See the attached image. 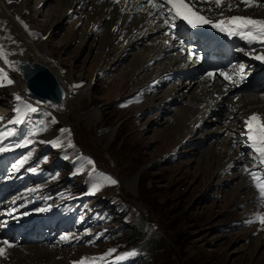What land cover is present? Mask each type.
I'll return each instance as SVG.
<instances>
[{
  "label": "rangeland",
  "instance_id": "374dc122",
  "mask_svg": "<svg viewBox=\"0 0 264 264\" xmlns=\"http://www.w3.org/2000/svg\"><path fill=\"white\" fill-rule=\"evenodd\" d=\"M25 1L26 18L21 25L31 36L35 31L41 33L49 60L59 72L72 76L71 80L64 77V87L61 85L69 92L70 103L66 101L62 107L54 108L28 98L22 90L15 93L13 87L3 83L0 125L16 117L21 102L29 100L37 109L36 112L27 109L21 127L9 129L17 133L20 130L24 142L27 131L37 136L36 142L27 139L21 155L11 157V164L17 184L25 186L39 205L50 210L67 202L62 208L59 205L47 223L57 234L54 249H49L58 254L55 260L60 264H76L85 257L91 260L104 256L96 264H264V225L255 221L257 215H264L261 206L264 202L259 199L256 182L248 174L256 172L264 179V165L253 160L255 153L234 145L240 152L237 158L245 164L237 169H244L241 176L246 178L243 188H238L241 181L236 166L208 159L227 143L224 132L228 127L213 117L209 119L212 122L204 119V124L195 128L193 137L186 136V129L173 136V125L164 120L172 118L173 110L160 112L152 97H148L151 87L160 79L154 83L153 80L145 83L140 78L132 82L128 71L119 72L126 64L115 58L118 52L121 54V48L116 52L117 47L112 46L107 58L105 52L109 47L101 51L99 46L105 44L101 37L81 43L77 33L70 31L71 20L52 25L55 18L48 19V11L52 14L57 0ZM243 9L245 12L246 7ZM2 44L9 48L6 42ZM102 62L105 64L101 68ZM80 82L89 85L90 92L78 98L76 85ZM173 82L166 81V86ZM162 89L157 90L160 94L155 95L157 98L162 96ZM244 94L264 101V91L237 95ZM169 99L174 110L187 104L186 98ZM147 110L152 111L146 113ZM202 110L199 106L198 111ZM260 111L264 112V106ZM52 114L60 115V120ZM92 114L98 116L97 120L91 118ZM65 115L69 117L61 120ZM53 118L57 123H51ZM64 129L68 131L62 133ZM216 129H222L221 133H216ZM7 137L0 139V143ZM38 138L43 142L39 143ZM70 147L74 153L65 156L63 151ZM89 160L93 163L89 164ZM79 174L88 176V188L83 192ZM106 177L117 183L109 184ZM97 187L99 190L94 192ZM86 193L101 195L81 199ZM106 197L119 198L124 205L134 206L137 212L128 221L132 219L137 229L140 232L145 229L149 237L160 238L144 249L148 250L147 258L143 257V249L135 248L139 242L124 246L133 225L121 222L114 206L105 204ZM103 220H108L105 226L108 229L121 227V238L115 231L110 233V239L99 236L97 227ZM65 236L69 239H61ZM113 249V254L107 256ZM130 252L136 255L117 260Z\"/></svg>",
  "mask_w": 264,
  "mask_h": 264
},
{
  "label": "bare ground",
  "instance_id": "6f19581e",
  "mask_svg": "<svg viewBox=\"0 0 264 264\" xmlns=\"http://www.w3.org/2000/svg\"><path fill=\"white\" fill-rule=\"evenodd\" d=\"M43 1L49 2L51 0ZM25 2V0H13V2L9 4L7 0H0V52L3 53V56L0 57V69L3 70L0 72V82L7 84V82L3 80V75L6 73L8 78L13 81L11 85H7L13 87L12 90L15 93L22 90L24 92L23 94L26 95V91L28 90L27 83L18 74L16 69L17 62L21 61L27 62L29 65H38L48 70L56 83L63 89L65 84L64 77L71 80L72 76L59 72V68L57 69V66L49 60L48 49L42 40L44 39L42 35L36 34L35 32L34 35L31 36L27 33L26 29H24L23 25H21V20L26 18L24 13ZM56 2L58 4L56 7H53L52 14L48 11L47 18L50 20H52L51 17L55 18L51 24L53 25L57 22L64 23L71 20L72 25L70 26V31L77 33L79 37L78 40L81 43L89 40V38L94 41L96 38L101 37V42L105 40V44L99 46L101 51H105V49L109 47V51L105 52L106 57L107 53H110L112 46L117 47L116 52L121 48V54L118 52L115 58H118L120 61L122 60V62L126 64L123 68H120L119 72L125 73L128 71V76L132 82L140 78L141 81L148 83L153 79L169 74L176 77V80L172 84L163 86L160 92L162 94L161 97L157 98V96H152V100L155 102L154 104L159 108L160 112L167 113V111L173 110L172 118L164 119L168 121L167 123L169 125H173L171 127L173 136L186 129V136L193 137L194 134H196V124L199 122L204 124V119L211 120L212 116H215L214 121L221 123L224 127H228L225 130L226 132H224L227 143L224 144L221 151L212 154L208 159L210 161L226 162L228 165L233 164L236 166V172L241 181L238 184V188H243V181H245L246 178L241 176V171L244 169L242 170L241 168L240 171L237 170L238 166L242 167L243 164L241 163L242 160L237 158L240 152L235 148L236 144H233L232 139L235 133L239 134L243 131L242 123L239 124V118L242 115L245 117V115L254 111L264 113L260 111V108L264 106L263 100H255L252 94L238 96L237 94L240 93L241 89L238 90L236 87L234 90L231 88V82H228V80L224 78V82L215 80L212 83L208 82L203 77L198 79L197 76L203 68L201 59L196 56L189 58L188 52L183 56L180 53L181 48L177 45V39H172L163 34L167 31L166 27L157 26L161 23L159 20L155 22L151 21L148 11L138 10L144 8L146 0H120V3H114L113 0H57ZM257 2H259V0H257ZM228 3L233 4L232 0L225 1L222 9H215L213 11L216 16H219L218 13L220 11H223L226 17L235 14L240 15L244 11L242 8L245 5L243 4H236L241 9L240 11H237L235 8H233L232 11H228ZM50 5H52V3ZM212 6L214 7V5ZM51 7L52 6H50V8ZM121 9L124 10L121 11ZM247 9L246 15H244L245 17L264 19V6ZM69 11H72L71 17ZM176 24L177 27L175 32L177 35L178 22H176ZM104 30L105 33H103ZM5 42L10 49L5 47V44H2ZM259 45H262V47H259ZM189 48V46L186 47V49ZM246 48V54L248 56H264V44L256 43L249 45L247 42ZM127 50H129V52H126ZM5 57L7 62H5ZM236 61L239 62L241 60L237 59ZM260 61L261 69L264 70V61ZM212 62H219V60L212 57L209 63ZM104 64L105 63L102 62L101 68ZM225 69L223 65L222 72H225ZM163 78L164 77H161L162 80H164ZM76 86L78 98L85 92V95L90 92V90H88L90 88L89 85L85 86L80 82ZM242 89L246 91L248 88H246V85H243ZM168 98H175L174 100L179 98L180 101L186 98L185 102H187V104L182 108L174 110L175 108L172 109L173 104L168 103ZM67 99H69L68 96L65 102ZM69 103L70 100L67 101V104ZM27 105H30L29 100L21 103L20 112L24 113V108L27 109ZM199 106L203 107L201 112L198 111ZM71 107L72 106H70V109L73 110ZM195 115L198 116L196 117ZM53 116L59 120L61 118L60 115L54 114ZM68 117V115H65L61 120L65 121ZM91 118L97 120L98 116L92 114ZM176 118L177 122L175 124ZM227 123L229 125H226ZM238 124L240 125V130ZM221 130L222 129H216L215 132L221 133ZM243 137L246 138V135ZM244 146L252 151L248 143ZM0 158V179H2L4 177L3 175L6 173L5 164L9 157L4 151L0 152ZM13 201L14 199L10 200V202ZM6 208H9L17 217L24 216L27 211V209L23 208L16 212L11 203L8 204ZM40 214L41 213H38V215ZM8 253V260H0V264L61 263L55 260V256L58 255L57 253L48 248L45 249L42 246L34 247L21 245L18 248L8 250Z\"/></svg>",
  "mask_w": 264,
  "mask_h": 264
},
{
  "label": "snow or ice",
  "instance_id": "6c2138e0",
  "mask_svg": "<svg viewBox=\"0 0 264 264\" xmlns=\"http://www.w3.org/2000/svg\"><path fill=\"white\" fill-rule=\"evenodd\" d=\"M7 2L10 4L13 2V0H7ZM113 2L120 3V0H113ZM198 2L211 4L214 5V7L197 8L196 3H194L193 0H146L144 8L138 10L148 11L150 20L153 22L159 20L161 23L157 26L166 27L167 31H165L163 34L169 36L172 39H177V35L175 32V29L177 27L176 22L183 21L193 29L197 28L198 26L207 25L230 37L239 36L241 39L246 40L249 44H252L253 42H259L261 44H264V19H255L253 17H245L240 15H232L226 17L224 16L223 11H220L218 13L220 18L214 20L210 16L205 15V11L212 12L215 9H222L225 4V0H198ZM241 3L245 5L246 8L264 6V0H259V2H257V0H241ZM233 8H235L237 11L241 10L238 5H234L232 3L227 4L228 11H232ZM123 10L124 9H121V11ZM25 28H27V25H25ZM2 56L3 53L0 52V57ZM189 58H191V54H189ZM255 58L264 61V56H257ZM5 62H7L6 57ZM2 71L3 70L0 69V72ZM240 71L241 73H243V67H241ZM219 75L223 76L225 80H232V77L225 72H220ZM215 77L216 72L214 71H209L206 74V78H211L214 80ZM3 80L6 81L8 85H11L13 83V81L8 78L6 73L3 75ZM0 86H4L2 82H0ZM16 99L20 100V97L17 96ZM26 107L31 112L37 111V109L31 107V105H27ZM17 112L19 114L17 115L16 119L11 121V123L13 124H20L24 120V114L20 112L19 109H17ZM51 123H57L55 118L51 120ZM245 125L247 127L245 135L248 141V146L255 153L253 159L258 161L260 165H264V121L261 120L258 114L253 113L245 119ZM61 131L63 133L67 132L68 130L64 129ZM12 134L13 130L0 132V139L10 136ZM27 143L28 141H25V144ZM17 146L19 147L24 145ZM54 146L58 147L59 144L54 143ZM8 150L10 149L6 147H0V152ZM27 158L28 157L26 156L25 160H27ZM23 162L24 161H21V164ZM88 163L92 164L93 162L89 160ZM248 174L252 177L253 181L256 182L255 187L258 190L259 199L264 202V179L260 178L256 172H249ZM105 179L111 185H115L117 183L116 180L110 177H106ZM98 190L99 188L97 187L93 191L95 192ZM261 206L264 207V203H262ZM43 210L44 209H41V211ZM255 221L259 222L261 225H264V215H257L255 217ZM252 222L253 221H249V223ZM61 239L68 240L69 238L65 236ZM0 244L3 245L0 246V257L6 259L8 249L15 247V245L7 240L0 241ZM114 251V249L109 250L106 255L111 256ZM135 255V252H130L126 255L117 257V260L122 261L129 256ZM104 259V256L93 257L91 258V260L85 257L82 258L80 261L76 262V264H96L97 261H102Z\"/></svg>",
  "mask_w": 264,
  "mask_h": 264
},
{
  "label": "water",
  "instance_id": "95a60500",
  "mask_svg": "<svg viewBox=\"0 0 264 264\" xmlns=\"http://www.w3.org/2000/svg\"><path fill=\"white\" fill-rule=\"evenodd\" d=\"M20 76L27 83V92L40 99L61 103L65 96L64 90L45 68L38 65H29L27 62H17Z\"/></svg>",
  "mask_w": 264,
  "mask_h": 264
},
{
  "label": "trees",
  "instance_id": "16d2710c",
  "mask_svg": "<svg viewBox=\"0 0 264 264\" xmlns=\"http://www.w3.org/2000/svg\"><path fill=\"white\" fill-rule=\"evenodd\" d=\"M146 231L145 229L143 231H139L136 227V225H133L131 227V230L130 232L127 234V237H126V241L128 243H131V244H135V243H140V247L143 249L146 248L148 249V247H151L153 246L154 244H156L160 238H155V237H149L147 234H145ZM148 250H146V252L144 251V259L147 258V253Z\"/></svg>",
  "mask_w": 264,
  "mask_h": 264
}]
</instances>
